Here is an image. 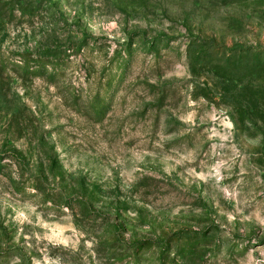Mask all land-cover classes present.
Here are the masks:
<instances>
[{"label":"rangeland","instance_id":"374dc122","mask_svg":"<svg viewBox=\"0 0 264 264\" xmlns=\"http://www.w3.org/2000/svg\"><path fill=\"white\" fill-rule=\"evenodd\" d=\"M5 3L0 264H264V0Z\"/></svg>","mask_w":264,"mask_h":264},{"label":"trees","instance_id":"16d2710c","mask_svg":"<svg viewBox=\"0 0 264 264\" xmlns=\"http://www.w3.org/2000/svg\"><path fill=\"white\" fill-rule=\"evenodd\" d=\"M1 2H6L5 5H10L9 3V0H0V3ZM21 5H19V11L22 13V14H32L31 13V10H26L24 8H21L20 7ZM22 57V61H23V65L22 67L21 66H18L19 68L22 69V73L23 74H27L29 75L30 77H39V76H42L44 71H46V68L51 66V77L54 76V75H57V71L59 70V65L56 63H47V64H42L43 62H39V61H31L32 63H34V66H31L29 64V59H27L26 56L24 55H21Z\"/></svg>","mask_w":264,"mask_h":264}]
</instances>
